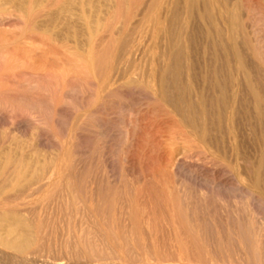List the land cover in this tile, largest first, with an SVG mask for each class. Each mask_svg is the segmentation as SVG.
Instances as JSON below:
<instances>
[{
  "label": "bare ground",
  "instance_id": "obj_1",
  "mask_svg": "<svg viewBox=\"0 0 264 264\" xmlns=\"http://www.w3.org/2000/svg\"><path fill=\"white\" fill-rule=\"evenodd\" d=\"M0 122L50 133L41 147L35 128L1 129L0 250L22 257L41 243L42 229L8 205L43 191L66 251L95 264L102 252L215 263L222 250L203 245L186 184L205 185L199 197L217 199L222 224L226 210L238 222L248 209L244 230L213 237L256 238L264 0H0ZM229 190L245 204L225 208Z\"/></svg>",
  "mask_w": 264,
  "mask_h": 264
},
{
  "label": "rangeland",
  "instance_id": "obj_2",
  "mask_svg": "<svg viewBox=\"0 0 264 264\" xmlns=\"http://www.w3.org/2000/svg\"><path fill=\"white\" fill-rule=\"evenodd\" d=\"M0 124H1V122H0ZM5 127H7V128L10 127L11 130H16V131L21 132V133H23L24 131L28 132L31 128H35V130H36L35 126H28V127L27 126H0V132H2ZM1 129H3V130L1 131ZM27 129H29V130H27ZM37 129H38V131L36 130L37 136L35 135V137H37V138H35V139H36V141H39V142H36V143H38L39 146L42 144L41 147L48 145L49 144L48 142H50V133L48 132L49 131L48 128L46 126H37ZM54 129L56 130V132L61 133L63 131V126H61L60 122L59 123L57 122L56 126H54ZM190 180H192V181H190ZM187 181H189L190 183L187 182L186 185H189V187L191 186V191H190V188L187 187L188 190L190 191V193H188V191H187V193L189 195L188 197H190V198H188V201L191 203L190 207L193 208L192 210L195 211L193 213L199 218V221L201 222V223L199 222L200 228L202 229L203 232H206V233H204L206 236H205V238L203 240V243L205 242L203 245L206 244L205 246H209L211 249L213 248L214 251L216 250V252H217L216 256L222 254L220 256H217L218 258L216 257L217 260L216 259L215 260L217 262L215 261V263L216 264H264V242H263L264 241V237H263L264 236V206H263L264 202H262V200L259 199V200H257L258 202L255 201V204H254L255 206L253 207L254 208V211H253L254 222H256L255 223V227L258 225L255 228V234H256L255 235L256 236L255 239H251V241H250L249 238H246V237L244 238L243 237V238H241V240H239V243H238V241L233 240V239H221V240L220 239H216L213 236H214V234H215V232L217 230L226 231V229H231L234 226H235L234 229L238 227L240 230H244L246 228V220H245L244 217H241V216H244L242 214H246V211H248V209L247 208L246 209L242 208V210H241V208H240V210H239L240 213H238L237 217H239L240 215L241 216L238 218L240 220L238 222H236L237 220L234 218L235 216L233 215L231 210H230V214H229V210L228 211L226 210L227 213H225V214H227V215H225V217H227V221L225 220L226 221L225 222L224 220H222V222H223V224H222L221 221L217 219L218 218L217 213L215 212V214H214L213 211H212L213 210V204L212 203H214L215 200L217 201V199L214 197V198H212V200H213L212 201L211 198L210 199L209 198L204 199L202 197H199V189L200 188L201 189L204 188L205 185L202 182L198 181V180H197V182L194 181V179H187ZM42 193H43V191H42ZM42 193H41V191H40V193L37 192V193H32V194L24 193V194H21V195H18V196L15 195V197L11 193L10 194L9 193L4 194V196H5V197L3 196L4 198L9 197V199H10V197H14V198H11L12 202H11V204L8 205L10 207V209L12 207H14V206H16V207L18 206L17 208L16 207L15 208L19 209L21 211V213L23 215H25V217L26 216L30 217V218L28 217L29 220L27 218V220L29 221L30 225H32V227L37 225L38 229L41 228L42 230L39 229V231L41 230L40 231L41 234L38 232V238H39L38 242H41V243L40 244L36 243L37 245L35 244L34 246H37V247L35 248L33 246V248H31L29 250V254L25 255V256H27L26 258H25V256L21 257L20 255L14 253L12 251H11L12 253L9 254L10 253L9 250L2 249V250H0V264H11V263L12 264H22V262H23V264H48L49 261L51 262L54 259H63V261H66V262L68 261L67 262L68 264H91V263H93L92 262L93 260L91 261L92 258H90L88 256L85 257V255L76 254V253H74V252H72L70 250L66 251V249L64 247V244L61 242V238L59 237L60 234H61V231H60L61 230L60 229L61 226H60V222H59L60 221V215L58 214L59 215L58 216L56 214V221L54 223L55 225L51 224L52 221L50 219H48L47 203H46V200L44 199V198H46V196L44 195L45 192L43 194ZM11 195H13V196H11ZM223 195H224V197H221L222 198L221 201L222 202L225 201V202H223V205L227 209L228 208L230 209V207H231V209L233 208L232 207L233 206L232 203L239 205V207H241V206H243L245 204L246 200H245V198H243L244 195L240 194V193H238L236 191H232V192H231V190L224 191ZM237 199H238V201H237ZM211 207H212V209H211ZM8 208L6 206L5 209H8ZM44 211H45V213H44ZM57 213H58V207H57ZM231 214H232V216H231ZM57 218H59V221H58ZM202 218H203V220H202ZM240 218H242V219H240ZM30 220H31V222H30ZM32 220L34 222H32ZM35 222H37V224ZM38 223L41 224V226ZM238 223H239L240 226H238ZM46 225H47V227H46ZM51 225H53V226H51ZM48 227H53V228H48ZM219 227H220V229H219ZM225 227H227V228H225ZM48 236H50V237H48ZM262 237H263V239H261ZM207 240H208V242H207ZM225 243H226V245H225ZM0 249H1V247H0ZM33 249H34V252H33ZM219 250H222L220 254L218 253ZM223 250H225V251H223ZM31 251L33 252L32 255L30 254ZM35 253H36V256H35ZM101 254H102L101 258L103 256H104V258H102V259L100 258L101 259V260H99L100 263L101 262H103V263L105 262L103 259H106V260L107 259L108 260L111 259L110 257L107 256V255H109L108 252H105V253L102 252ZM76 255H77V257H75ZM14 256H15V258H12ZM130 256L129 257L127 256L125 258L126 260L128 258L127 261L124 260V259L123 260L122 259H118V260L115 259V258H118V257H114V259L116 261V264H124V263L125 264H161V263L162 264L163 263H165V264H173V263L176 264L177 263L175 261V259L174 260L173 259H171V260L170 259L169 260H167V259L163 260L162 259L163 261H160L159 259H158V261H156V259L155 260L154 259H151V260L147 259L148 262H146L147 260L143 258L145 260V262H146L145 263L144 260L142 258L140 260L138 258V256L135 257V255H133V256H131L132 258ZM99 257H97V258H99ZM219 257H221L222 259L219 258ZM70 258H71V260H70ZM218 259H220V261ZM90 261H91V263H90ZM99 261H98L97 264H99ZM110 261L112 263H115V261L113 260V257H112V259ZM110 261H108V262H110ZM119 261H122V262L124 261V263L119 262ZM213 263H214V261H211V262H208V263L206 262V264H213ZM93 264H95V263H93ZM193 264H195V263H193ZM199 264H204V263H199Z\"/></svg>",
  "mask_w": 264,
  "mask_h": 264
}]
</instances>
